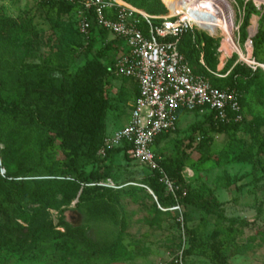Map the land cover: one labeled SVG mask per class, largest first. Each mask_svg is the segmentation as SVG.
Returning <instances> with one entry per match:
<instances>
[{
	"label": "rangeland",
	"instance_id": "rangeland-1",
	"mask_svg": "<svg viewBox=\"0 0 264 264\" xmlns=\"http://www.w3.org/2000/svg\"><path fill=\"white\" fill-rule=\"evenodd\" d=\"M146 1V8L155 11L152 16L173 15L189 2L198 21L200 17L212 25L209 29L199 22L202 29L187 33L193 45L186 47L194 70L204 69L210 82L229 85L240 62L258 69L239 82L244 121L236 129H225L210 125L206 114L190 113L180 118L176 131L154 143L152 149L161 162L182 151L189 155L180 171L182 183L171 181L165 173L159 177L165 192L176 199L164 207L150 196L151 171L145 165L117 153L96 154L97 162L84 171L111 166L110 177L101 181L108 185L101 187L109 189L104 200L113 208L108 216L77 204L81 186L75 193L62 192L45 182V178L72 179L58 139L42 145L38 135L35 139L22 124L4 127L5 146L0 147L13 178L21 183L3 185L0 200L8 190L20 198L22 192L39 188L48 190L50 199L44 204L17 200L8 207L12 217L0 218V264H264V42L256 49L252 44L258 29H264V1L251 0L254 11L247 9L248 0ZM5 20L14 26L5 25ZM251 26L252 31L256 28L253 36H249ZM14 32L16 37L3 42ZM104 35L96 28L83 33L78 9L67 0H0V78L13 86L29 64L74 73L91 57V38L98 39L96 51L104 50L113 37ZM112 45L116 57L124 43L115 39ZM103 93L104 143L126 122L136 88L132 79L115 76L107 67ZM24 172L27 176L21 177ZM4 175L5 170L0 171ZM21 212L27 217L41 215L59 234L25 242L26 231L20 227L28 222L19 218ZM61 214L76 230L66 232L57 226ZM12 228L20 234L9 233Z\"/></svg>",
	"mask_w": 264,
	"mask_h": 264
},
{
	"label": "trees",
	"instance_id": "trees-1",
	"mask_svg": "<svg viewBox=\"0 0 264 264\" xmlns=\"http://www.w3.org/2000/svg\"><path fill=\"white\" fill-rule=\"evenodd\" d=\"M126 1H129L135 8L148 14L155 13V11L146 8V0ZM157 1L160 2L161 0ZM69 3L77 9L80 7L78 2ZM166 6L168 5L166 4ZM246 6L249 11H254L256 8L251 0L247 1ZM223 19L227 21V19ZM89 20V31L96 28L103 36H106L104 32L109 33L105 29L98 27L92 17H89ZM199 20V22L204 24L203 27L212 29L210 23L202 20L200 17ZM3 23L5 25L9 24L10 28L14 26L11 21L5 20ZM11 36L16 37L17 33H12L8 39H3V42H10L12 40ZM115 39L114 36L109 38L105 43L104 50L96 51L94 46L98 39L91 38L89 42L91 57L82 66L77 68L74 73H68L61 69H51L44 65L29 64L25 66L24 70L18 73L17 82L13 86H8L0 78V145L3 144L5 146L3 128L10 127L11 125L17 126L19 124L29 129L33 137L34 135H38V142L42 145H48L51 141L58 139L60 149L66 160V173L72 179L45 178V182L51 185L50 188L62 192L69 191L75 193L81 186L77 204L85 205L89 212L100 216L110 215L113 208L111 203L104 200L105 192L109 191V189L95 183L104 181L110 177L111 166L107 165L105 169L96 167L87 174L84 169L97 162L96 154L103 144L104 116L107 108L103 93L104 77L107 73V67L109 68L113 61L115 46L112 44ZM262 42H264V29H258L252 38L254 49ZM191 44L190 34H184L179 41V52L188 61L194 73L203 75L207 79L204 69L196 72L193 68V62H191L189 52L186 50V47L189 48ZM257 71L258 69L252 70L240 62L233 68L229 85L225 87L218 86L207 79L215 87L235 89L239 93V103L243 115L240 123H221L214 119L211 111H205L202 114L207 115V120L210 122V125L212 124L225 129H236L239 127L244 121L243 95L239 87V82L243 78H249L251 75L254 76ZM136 95L137 89L135 97ZM190 113L199 114L198 110H180L178 111V122L183 115ZM176 130L177 128L174 131ZM11 133L14 134L12 131ZM165 134L167 133L160 134L155 139V143ZM34 138L37 139L36 137ZM41 138L43 141H41ZM113 153L122 155L129 162L132 161L125 152V146L112 148V150L107 149L106 156H110ZM188 158L189 155L182 151L173 160L166 162L160 161V166L171 181L177 184L182 183L184 179L180 171ZM2 168L5 170V175L3 177L0 176V192L3 194V185L18 187L21 183V180H15L10 172V163L4 147H0V171ZM150 171L151 173L147 177L148 186H146L155 195L157 203L163 207L174 204L176 201L174 195L172 193H166L164 185L159 182V177L162 173L154 170ZM20 174L21 177L27 176V172ZM92 183L94 184L90 185ZM12 194L13 191L8 190L4 198L2 197L0 200V218L2 219H10L12 217V212L10 213L7 209H9L8 207H12L14 201L24 200L26 202L32 201L44 204V202L50 199L48 190L43 191L41 188L26 193L22 192L20 198L17 197V194L15 197ZM18 216L28 222L26 227H20L21 230L26 231L24 234L25 242L27 240L32 242L38 239L51 238L50 236L53 233L59 234V232L53 230L51 224L44 217H41V215L27 217L26 213L21 212L18 213ZM57 226L64 228L66 232L76 230L66 221L64 214L59 216ZM18 230L12 228L9 233L13 231L20 234L21 231ZM38 245L39 243L36 247Z\"/></svg>",
	"mask_w": 264,
	"mask_h": 264
},
{
	"label": "built area",
	"instance_id": "built-area-1",
	"mask_svg": "<svg viewBox=\"0 0 264 264\" xmlns=\"http://www.w3.org/2000/svg\"><path fill=\"white\" fill-rule=\"evenodd\" d=\"M68 1L79 3L83 33L89 31L92 17L98 27L124 43L109 69L115 76L132 79L137 86L127 123L104 140L98 155L104 157L106 149L125 146L131 160L164 174L152 146L160 134L177 128L178 111H211L221 123L242 121L239 93L211 85L203 75L193 72L179 52L180 38L201 28L190 8L173 15L152 16L122 0ZM164 181L172 189L166 176ZM95 184L108 186L103 182Z\"/></svg>",
	"mask_w": 264,
	"mask_h": 264
},
{
	"label": "water",
	"instance_id": "water-1",
	"mask_svg": "<svg viewBox=\"0 0 264 264\" xmlns=\"http://www.w3.org/2000/svg\"><path fill=\"white\" fill-rule=\"evenodd\" d=\"M262 4H264V3H262ZM260 5V4H259ZM254 26V25H253ZM253 26H251L250 28H249V36H253L255 33H256V28L252 31V27ZM255 27V26H254ZM4 171V169L2 168L1 169V172H3ZM150 191V193H151V196L154 198V200H155V202L157 203V199H156V197H155V195L153 194V192L151 191V190H149ZM157 206L158 207H160V205L157 203Z\"/></svg>",
	"mask_w": 264,
	"mask_h": 264
},
{
	"label": "crops",
	"instance_id": "crops-1",
	"mask_svg": "<svg viewBox=\"0 0 264 264\" xmlns=\"http://www.w3.org/2000/svg\"><path fill=\"white\" fill-rule=\"evenodd\" d=\"M115 58V55H114V57H113V59ZM133 81V80H132ZM134 82V81H133ZM134 84H135V88L137 89V86H136V83L134 82ZM129 115H130V113H129ZM129 115H128V117H127V119H126V122L124 123V124H122L121 126H119V127H117L116 129H114V131L115 130H117V129H119L120 127H122L123 125H125L126 123H127V121H128V118H129ZM113 131V132H114ZM113 132H112V134H113Z\"/></svg>",
	"mask_w": 264,
	"mask_h": 264
},
{
	"label": "bare ground",
	"instance_id": "bare-ground-1",
	"mask_svg": "<svg viewBox=\"0 0 264 264\" xmlns=\"http://www.w3.org/2000/svg\"><path fill=\"white\" fill-rule=\"evenodd\" d=\"M196 2H197V0H195ZM264 1V0H263ZM264 3V2H263ZM189 6V2H187V5L186 6H182V8H181V11L182 10H185V9H187V8H190L191 9V6L190 7H188ZM175 12H176V9H175Z\"/></svg>",
	"mask_w": 264,
	"mask_h": 264
}]
</instances>
